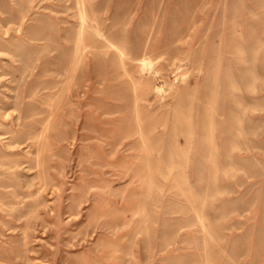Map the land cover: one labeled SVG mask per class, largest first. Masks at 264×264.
I'll use <instances>...</instances> for the list:
<instances>
[{
	"label": "rangeland",
	"instance_id": "374dc122",
	"mask_svg": "<svg viewBox=\"0 0 264 264\" xmlns=\"http://www.w3.org/2000/svg\"><path fill=\"white\" fill-rule=\"evenodd\" d=\"M0 264H264V0H0Z\"/></svg>",
	"mask_w": 264,
	"mask_h": 264
}]
</instances>
